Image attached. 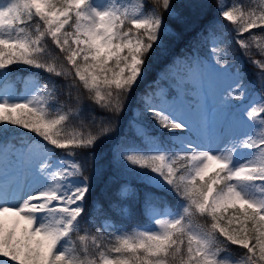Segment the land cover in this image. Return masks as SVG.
I'll return each instance as SVG.
<instances>
[{"label":"snow or ice","instance_id":"6c2138e0","mask_svg":"<svg viewBox=\"0 0 264 264\" xmlns=\"http://www.w3.org/2000/svg\"><path fill=\"white\" fill-rule=\"evenodd\" d=\"M153 4L0 0V79L13 65L48 77L20 96L0 90V264H264V91L242 70L256 67L264 89V35L252 32L264 33V7ZM221 21L242 50L238 64ZM181 43L163 85L158 77L139 91L153 58ZM85 101L98 130L69 131L77 117L87 127ZM126 110L139 145L118 134ZM130 178L156 190L143 194L151 224L132 231L116 222L130 213L124 201L140 198L122 182ZM168 196L177 211L151 203Z\"/></svg>","mask_w":264,"mask_h":264},{"label":"trees","instance_id":"16d2710c","mask_svg":"<svg viewBox=\"0 0 264 264\" xmlns=\"http://www.w3.org/2000/svg\"><path fill=\"white\" fill-rule=\"evenodd\" d=\"M228 5L232 3H237L240 4L246 8H257L259 9L260 7H264V0H227ZM144 8L146 11H149L153 6V0H144L143 1ZM199 24L198 18L193 14L190 17V25L191 29L194 30ZM221 25H223L221 31L227 33L226 39L228 41L227 45V51L229 53V59L230 63L238 64L237 60L232 59L233 57H238L239 60H244V56L241 54V49L234 43L232 40V26L226 24L225 22L221 21ZM253 34L260 36L264 35V33H261L259 29H254L252 30ZM189 36L191 35V32L188 34ZM249 34H244L245 38H248ZM188 36H186L187 40ZM54 48V46H52ZM173 51L169 54L167 58H161L159 56L153 58V62L150 67V71L144 78L143 82L140 85L139 91L143 92L146 90L150 89V86L153 85V81H157V78L159 77V83L163 84L165 76L170 72V67H166L167 61L172 58V56H180L182 55L184 48H183V43L179 45H173ZM252 52L255 53L256 49L253 47ZM255 59H260L259 55L254 56ZM13 71L11 73V76L7 80L0 79V87H2L4 84H9L11 86L12 91L15 94L20 93L23 90L24 84L27 81H33L35 79H39L41 81L46 80L47 74L44 73L41 70H34L32 68H29L27 66H12ZM242 70L246 73V84H249L250 86L254 85L255 88L254 90L256 92H262L264 89L261 88L260 84L258 83L257 80V74H258V69L254 67L252 64L249 63H244L242 65ZM76 93L73 92V96H75ZM61 102L65 100L64 96H60ZM69 106L72 108H76L75 101L69 102ZM95 107L94 105H91V102L85 101L83 108V116H84V124L87 125V127H84L80 124V119L77 117L73 122L69 125V131L72 130H78V131H83L85 134H88L89 132L95 133L98 128L96 122H91V113L89 111L90 108ZM95 112L98 116L104 115V113L101 112L99 108H95ZM134 116V112L131 110H126V113L123 117L122 124L120 129H118V134L123 135L127 138V143L128 144H136L139 145V141L136 140L135 138L132 137V133L130 129L128 128L127 124L130 119H132ZM107 146H105L106 148ZM108 149H105V152H107ZM77 159H81V156H77ZM85 166L87 167L88 171L86 172L87 175H91V166L85 162ZM122 182H130L134 188L137 189V191L140 193V198L137 199L135 196L128 198L124 201L129 208H130V213L126 217H121L117 219V223L119 225H122L124 228H126L128 231H132L133 229L136 228H143L146 225L151 224V219L148 214L144 211V199H143V194L145 192H156L154 188H149L144 185H140L137 183L135 179H129V180H122ZM103 188L98 189L97 193L95 194L97 197H99L102 194ZM159 195V193H157ZM151 203L156 207L157 209H164L165 204H167V207L169 209H174L178 210V202L177 200L172 197L168 196L165 197L164 199H153ZM196 223H199L201 225L206 224V220L203 217H197L195 219ZM87 228V231L91 235L96 234V229L92 228L90 225H85ZM81 234H85L84 231L81 232ZM106 237L108 236V233L105 234ZM114 241H110L106 239L104 243H110ZM241 253L238 249L233 247L231 251V259L236 260L239 259Z\"/></svg>","mask_w":264,"mask_h":264},{"label":"rangeland","instance_id":"374dc122","mask_svg":"<svg viewBox=\"0 0 264 264\" xmlns=\"http://www.w3.org/2000/svg\"><path fill=\"white\" fill-rule=\"evenodd\" d=\"M143 1L144 0H122V2L125 3V4H127L130 8H134V7H136L139 4L141 6V10L146 12V10L144 8ZM224 3L226 5H228L227 0H224ZM170 71H171V68H170ZM27 82H30V81H27ZM161 85H163V84H161ZM6 86H8V87L11 88V86L6 83L2 87H0V90H3ZM25 88H26V83L24 84L23 90L20 93L16 94V95L17 96H20V95L24 94L25 93ZM257 131L259 132L260 130L257 129ZM169 210L172 211V212L177 211V210H174V209H169Z\"/></svg>","mask_w":264,"mask_h":264}]
</instances>
